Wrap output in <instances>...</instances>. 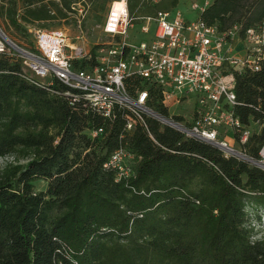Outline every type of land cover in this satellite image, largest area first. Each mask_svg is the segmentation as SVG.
<instances>
[{
    "label": "trees",
    "instance_id": "trees-1",
    "mask_svg": "<svg viewBox=\"0 0 264 264\" xmlns=\"http://www.w3.org/2000/svg\"><path fill=\"white\" fill-rule=\"evenodd\" d=\"M77 2L0 0V19L32 48L27 25L66 21ZM129 9L157 12L142 0ZM200 16L244 30L264 19V0H212ZM237 75L242 121L264 125V64ZM137 86L127 82L133 93ZM66 88L29 81L19 57L0 53V158L11 159L0 171V264H264V170L151 116L128 131L129 109L117 106L109 119L53 91ZM151 104L168 115L159 95ZM263 142L264 127L249 152L257 157ZM117 149L134 155L131 174L105 166ZM44 179L47 190L35 191Z\"/></svg>",
    "mask_w": 264,
    "mask_h": 264
},
{
    "label": "built area",
    "instance_id": "built-area-1",
    "mask_svg": "<svg viewBox=\"0 0 264 264\" xmlns=\"http://www.w3.org/2000/svg\"><path fill=\"white\" fill-rule=\"evenodd\" d=\"M211 2H195L192 9L203 13ZM91 5L90 0L72 4L74 12L70 14L76 17L79 28ZM200 15L188 20L182 11L159 10L154 15L134 16L129 0H112L102 25L111 37L106 44L88 50L62 28L29 26L34 46L24 48L0 28V53L19 57L25 77L37 85L53 86L56 81L64 84V91H53L64 95L72 105L83 102L109 119L117 106L129 109L133 115L127 119L128 131H133L138 122L146 125L144 115L151 116L185 138L219 148L226 158L235 157L264 170V142L257 157L248 150L251 137L261 132L263 122L253 116L248 122L242 121L236 92L237 74L263 67L264 19L244 30L236 24L221 31ZM137 20L144 22V34H150L155 26L154 36L139 44L127 38L129 27ZM82 61L87 65L77 67ZM129 80L132 85L139 84L134 93L127 87ZM158 95L168 115L152 106ZM189 100L193 104L184 114L171 115L170 101L181 105ZM253 125L258 129L252 130ZM103 131L99 128L92 134ZM149 135L157 142L152 133ZM133 160L132 153L117 149L105 166L129 175Z\"/></svg>",
    "mask_w": 264,
    "mask_h": 264
},
{
    "label": "rangeland",
    "instance_id": "rangeland-1",
    "mask_svg": "<svg viewBox=\"0 0 264 264\" xmlns=\"http://www.w3.org/2000/svg\"><path fill=\"white\" fill-rule=\"evenodd\" d=\"M94 4L92 6V9L88 12V14L85 16V18L82 19V27L79 28V23L76 22V19L72 16L68 20L63 21L59 18H56L54 20H48L43 22H36L34 24H29L27 26H30L32 28L34 27H46V28H62L64 29L69 36L74 39L75 42L81 43L82 45H85L88 50H93L92 47H95L97 45H103L106 44L111 40V37L104 32V29L102 27L103 22L106 17V10L107 6L109 5L110 0H94ZM199 3L202 4L203 0H179V4L176 8H168L169 0H142V9L145 11H151L156 12L160 9H167L172 10L174 13L176 11H182V13L185 15V17L188 20H195L198 18L201 12L198 10H193L192 5L193 3ZM105 4V5H103ZM97 5V6H96ZM21 11L23 10L22 4H20ZM104 8V9H102ZM142 20H137L134 22V26H130L128 29V35L127 38L129 41L139 44L143 40H150L155 33V26L151 27V33L150 34H144L141 31V28L143 26ZM0 24L2 29L5 31V33L10 36L11 40H13L15 43H17L19 46L24 48H31V43L29 44V40H27L25 37L26 35L24 33H20L16 31L14 28L10 27L6 21L0 19ZM83 30V32H81ZM80 37L81 39H78ZM33 39V37H32ZM170 106V113L171 115L176 114H184L186 108L190 107L193 104V101H184L183 104H176L173 101L169 102ZM258 127L253 125L252 130H257ZM11 159L7 158H0V171L5 167L6 163L9 162ZM23 163H25V160H22ZM35 191L37 192H45L48 187V181L47 180H37L34 182ZM249 209H252L249 207ZM253 224H255L256 230L259 228L257 224V220L253 221ZM256 238L261 236V233L255 234Z\"/></svg>",
    "mask_w": 264,
    "mask_h": 264
}]
</instances>
